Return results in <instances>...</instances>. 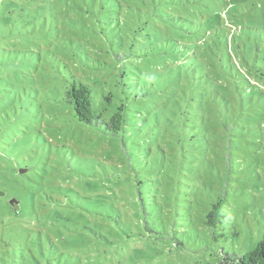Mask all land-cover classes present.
Masks as SVG:
<instances>
[{
  "label": "rangeland",
  "instance_id": "374dc122",
  "mask_svg": "<svg viewBox=\"0 0 264 264\" xmlns=\"http://www.w3.org/2000/svg\"><path fill=\"white\" fill-rule=\"evenodd\" d=\"M73 77L106 118L128 98L126 146L77 120ZM263 237L264 0H0V264H217Z\"/></svg>",
  "mask_w": 264,
  "mask_h": 264
},
{
  "label": "trees",
  "instance_id": "16d2710c",
  "mask_svg": "<svg viewBox=\"0 0 264 264\" xmlns=\"http://www.w3.org/2000/svg\"><path fill=\"white\" fill-rule=\"evenodd\" d=\"M175 19V17L169 18V21L175 24L177 22ZM65 101L75 111L77 120L80 123L92 126L96 130L103 132L105 135L118 138L120 137L124 146H126L125 139L130 138V131L128 129L129 123L131 120L133 121L132 116L128 113L129 108L126 105L129 101L128 98H122V103L116 104L107 114L108 117L106 118L102 116L96 108L95 95L92 86L73 77L69 88H67L65 92ZM174 133H176V130ZM189 139L191 140V138ZM166 143L171 148V151L175 152V154L168 153L170 158H167L164 157L165 154L163 153V150L158 149L157 161L161 164H165L163 167H165L166 174H164V169L162 168V174H164L165 177H171L172 174H176V178L174 179H177L180 175L179 173H182V170L186 169L181 163L176 162L177 152L185 150V144L182 140H180L179 136H177L175 140H169ZM146 150L148 149L146 148ZM175 168L178 169V172L174 171ZM140 194L144 195L142 192H140ZM146 195L148 194L146 193ZM179 199V196H177V208H180L182 205V202H178ZM140 202V205L142 206L141 213L144 214L145 219L152 215L154 211L158 212L160 209V206L152 205V199L149 196L142 197ZM222 205L223 200H220L216 205H214V209L208 213V226H217L216 224L219 217V210ZM217 264H264V237L257 243L256 247L248 253L238 255L236 253L222 251Z\"/></svg>",
  "mask_w": 264,
  "mask_h": 264
}]
</instances>
